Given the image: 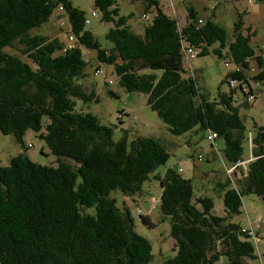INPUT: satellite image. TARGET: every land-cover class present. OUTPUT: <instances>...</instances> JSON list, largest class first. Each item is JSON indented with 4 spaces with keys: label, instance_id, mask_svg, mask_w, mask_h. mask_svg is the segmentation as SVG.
Masks as SVG:
<instances>
[{
    "label": "trees",
    "instance_id": "trees-1",
    "mask_svg": "<svg viewBox=\"0 0 264 264\" xmlns=\"http://www.w3.org/2000/svg\"><path fill=\"white\" fill-rule=\"evenodd\" d=\"M138 1L142 17L154 11L140 33L128 24L132 14L120 15L117 0H94L101 21L113 24L105 33L111 43L107 47L87 28L90 19L71 0H0V131L12 134L22 147L28 129L38 132L58 163L39 164L19 153L0 165V264L153 260L151 243L135 231L129 208H120L110 195L113 190L124 197L140 194L169 153L157 139H129L127 131L114 141L112 126L76 108V99L98 100L93 87L87 90L82 83L89 64L84 49L95 51L98 63L111 65L124 89L143 92L170 133L201 131L206 139L215 133L213 140L225 142L224 159L231 167L243 161L245 126L234 94L240 89L248 100L255 97L250 81L264 84L262 56L250 44L255 31L247 27L244 34L239 16L229 37L191 5H186L180 26L158 0ZM55 10L67 17L68 32L77 40L72 47L58 37L30 33ZM188 47L200 49L199 56L212 53L234 65L221 80L227 91L218 90L213 99L201 92L192 65L183 64ZM108 93L116 95L111 89ZM44 117L48 122L43 126ZM249 139L251 157L240 177L234 184L230 178L216 182L223 191L224 215L211 213L212 198L194 194L192 179L183 177L180 167L167 166L153 176L161 188L158 208L163 219L169 218L176 251L161 264H251L248 259L257 258L248 229L231 221L241 213L243 195L264 200V124L256 125ZM142 220L152 226L147 215Z\"/></svg>",
    "mask_w": 264,
    "mask_h": 264
},
{
    "label": "rangeland",
    "instance_id": "rangeland-1",
    "mask_svg": "<svg viewBox=\"0 0 264 264\" xmlns=\"http://www.w3.org/2000/svg\"><path fill=\"white\" fill-rule=\"evenodd\" d=\"M79 9L85 12L90 19L87 28L99 39L102 46L110 47L111 43L105 39V33L113 26L112 23L101 21V13L95 7L94 0H71ZM162 10L176 18L181 26L187 15L186 5H191L197 10L203 19L211 17L214 22L221 26L231 37L232 29L241 16L244 34L246 28L250 27L255 31L251 35L250 44L256 55H261L264 63V0H158ZM120 15L132 14L128 24L134 32L140 33L148 24L154 11H148L147 18L142 17L143 5L138 0H117ZM95 11L97 15L92 16ZM60 17L57 20V17ZM60 21L63 24H60ZM61 27V29H60ZM70 29L67 17L64 13L55 10L49 20L40 27L30 31L31 34L40 33L50 37H58L64 44H67L68 30ZM200 49L196 48V55L190 60L192 69L195 72L196 81L201 92L208 95L210 99L217 96L218 90L227 91V83H221L226 72L234 65L226 59L210 53L199 56ZM95 51L84 49L83 55L89 60L85 71L88 78L83 81L85 88L94 89L98 100L82 102L76 99V108L95 115L101 124L113 127V140H119L124 131H127L128 138L136 135L148 136L157 139L163 144L169 153L167 160L159 165L150 174L149 180L142 184V192L135 196L124 197L119 190H113L111 197L117 200L120 208L127 206L134 218L135 231L147 238L152 246L153 260L149 264H161L162 260L172 257L175 254L174 239L170 236V221L163 216L158 208V199L161 188L159 181L153 176L162 173L167 166L180 167V173L185 178L192 179L193 191L198 194L207 195L213 200L211 213L224 215L222 190L217 187L216 182L230 178L234 184L241 175V168L245 170L250 158V134L254 132L255 126L264 124V84L251 80L250 86L255 97L247 100L240 89L234 94V105L238 106V114L245 126L246 139L242 143V162L235 167L224 159L223 148L225 142L218 137L213 141L202 136L201 131L194 133L185 132L174 135L169 132L167 124L153 111L146 103V95L143 92L127 91L118 84V78L108 64H100L94 57ZM229 62L225 64V62ZM188 65L186 64V67ZM100 68V73L95 69ZM248 89L247 84L244 85ZM111 89L116 95H110ZM48 122L43 118V126ZM21 146L16 142L12 134H5L0 131V165L9 164L12 156L25 153L32 161L56 166V158L51 154L49 148L39 133L28 129L23 135ZM66 163L74 165L72 159L66 158ZM244 164V165H243ZM140 212H139V211ZM148 216L152 226L143 222L142 217ZM231 221L239 223L243 228L260 227L259 233L264 234V200L255 194L242 196L241 213L232 217ZM256 227V230L258 228ZM257 258L248 261L251 264H264V238L255 242Z\"/></svg>",
    "mask_w": 264,
    "mask_h": 264
},
{
    "label": "built area",
    "instance_id": "built-area-1",
    "mask_svg": "<svg viewBox=\"0 0 264 264\" xmlns=\"http://www.w3.org/2000/svg\"><path fill=\"white\" fill-rule=\"evenodd\" d=\"M251 1V0H250ZM59 10H62V7L61 6H59ZM92 16H96V12L95 11H93L92 12ZM58 19H59V17H58ZM88 21L89 20H86L85 22L86 23H88ZM60 24L62 25L63 24V22L62 21H60ZM67 43H68V47H72V46H74L75 45V42L77 41L76 40V37L72 34V33H69L68 35H67ZM184 59H183V64H184V66L186 67V64L188 65L186 68H190V60L196 55V50L194 49V48H192V47H188V48H186V49H184ZM96 73H100L101 72V70H96L95 71ZM252 98H254V96L253 95H251V96H249L248 97V100H251ZM215 136H216V134L215 133H212V134H210L209 136H208V140H210V141H212L214 138H215ZM233 169L235 168L234 166L232 167ZM257 227V226H256ZM248 230H247V232L250 234V235H252V240H253V243H255V242H258L259 240H261V239H263L264 238V234H263V236H262V234L261 233H259V232H256V228H254V227H252L251 225H250V227L249 228H247ZM244 230V229H243Z\"/></svg>",
    "mask_w": 264,
    "mask_h": 264
},
{
    "label": "crops",
    "instance_id": "crops-1",
    "mask_svg": "<svg viewBox=\"0 0 264 264\" xmlns=\"http://www.w3.org/2000/svg\"><path fill=\"white\" fill-rule=\"evenodd\" d=\"M251 157V156H250ZM259 229V228H258Z\"/></svg>",
    "mask_w": 264,
    "mask_h": 264
}]
</instances>
